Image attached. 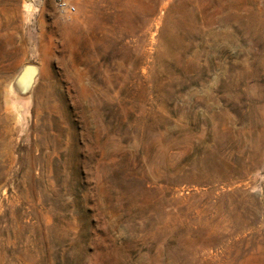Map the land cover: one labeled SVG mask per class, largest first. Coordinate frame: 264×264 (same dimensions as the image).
Listing matches in <instances>:
<instances>
[{"label": "rangeland", "instance_id": "1", "mask_svg": "<svg viewBox=\"0 0 264 264\" xmlns=\"http://www.w3.org/2000/svg\"><path fill=\"white\" fill-rule=\"evenodd\" d=\"M0 264H264V0H0Z\"/></svg>", "mask_w": 264, "mask_h": 264}, {"label": "bare ground", "instance_id": "2", "mask_svg": "<svg viewBox=\"0 0 264 264\" xmlns=\"http://www.w3.org/2000/svg\"><path fill=\"white\" fill-rule=\"evenodd\" d=\"M33 73L34 72H32L31 69H22L16 76L14 83L15 89L20 92L24 91L28 87V85H30L31 81H33L31 80Z\"/></svg>", "mask_w": 264, "mask_h": 264}]
</instances>
